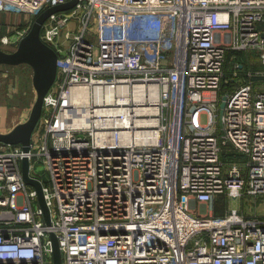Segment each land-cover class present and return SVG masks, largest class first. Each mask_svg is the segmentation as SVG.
I'll return each mask as SVG.
<instances>
[{"label":"built area","instance_id":"1","mask_svg":"<svg viewBox=\"0 0 264 264\" xmlns=\"http://www.w3.org/2000/svg\"><path fill=\"white\" fill-rule=\"evenodd\" d=\"M68 1L0 14L19 26ZM41 36L61 81L30 149L0 142V264H53L51 232L62 264H264V217L210 210L264 195V0H78Z\"/></svg>","mask_w":264,"mask_h":264},{"label":"water","instance_id":"2","mask_svg":"<svg viewBox=\"0 0 264 264\" xmlns=\"http://www.w3.org/2000/svg\"><path fill=\"white\" fill-rule=\"evenodd\" d=\"M77 1L69 0L66 3L46 8L37 15L30 30L22 37L15 50L0 48V65L27 63L32 67L33 84L37 92V97L32 105L28 118L18 123L10 131H0V142L21 144L26 151L30 149L33 134L42 117L44 97L54 85L58 74V52L42 39V26L52 12L70 9L75 6ZM224 106L225 103L222 102V110ZM22 167L24 181L36 188L40 203L44 209L46 221L50 224L51 213L45 199L43 183L40 179L30 174V159L27 156L22 159ZM50 234L54 248L53 264H62V252L57 235L54 232Z\"/></svg>","mask_w":264,"mask_h":264},{"label":"rangeland","instance_id":"3","mask_svg":"<svg viewBox=\"0 0 264 264\" xmlns=\"http://www.w3.org/2000/svg\"><path fill=\"white\" fill-rule=\"evenodd\" d=\"M36 17L28 22L22 21L18 26L17 21L12 24L8 23L9 20L11 21L13 19L11 15L0 14V37L9 34L11 39L7 44H3L0 40V48L15 50L22 39V35L29 31ZM11 25L13 28L15 27V29H20L18 30V34L12 32ZM239 55L240 58H245V53H243V51ZM249 58L248 66L252 70L261 67L259 54L250 53ZM30 69H32V67L29 64H20L19 66H9V64L0 65V103L6 104L10 107V113L13 117H16L18 112L25 110V115H23L22 118L27 119L37 97L36 90L33 88V85L30 84L31 81L28 82V77L31 79L29 72ZM57 80L61 81V78H56L54 85L57 84ZM259 85L261 86L263 84ZM44 115L45 111L42 113V117L36 127V132L41 133L43 131ZM34 159L37 168L32 171L33 174L40 177L45 184L51 186L49 171L45 167L43 161L37 156ZM228 208H239L240 210H244L247 215L264 217V195L256 196L247 194L243 197L233 198L221 194L213 203H210V210L214 211L216 214L224 213Z\"/></svg>","mask_w":264,"mask_h":264},{"label":"crops","instance_id":"4","mask_svg":"<svg viewBox=\"0 0 264 264\" xmlns=\"http://www.w3.org/2000/svg\"><path fill=\"white\" fill-rule=\"evenodd\" d=\"M21 64H27V63H21ZM19 65L20 64L9 65V66H19ZM32 70L33 69H30L29 71L31 79L28 77V82L31 81L30 84L33 85V88L35 89L34 84H33V71ZM259 84L261 83L256 82V86H259ZM10 112H11L10 107H8L6 104L0 103V131L1 132L10 131L18 123L26 120V118H22V116L25 115V110H22V112H18V115H16V117L11 116ZM228 209H231V208H228ZM228 209H226L225 211H227Z\"/></svg>","mask_w":264,"mask_h":264},{"label":"bare ground","instance_id":"5","mask_svg":"<svg viewBox=\"0 0 264 264\" xmlns=\"http://www.w3.org/2000/svg\"><path fill=\"white\" fill-rule=\"evenodd\" d=\"M36 130V129H35Z\"/></svg>","mask_w":264,"mask_h":264}]
</instances>
